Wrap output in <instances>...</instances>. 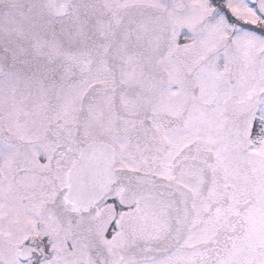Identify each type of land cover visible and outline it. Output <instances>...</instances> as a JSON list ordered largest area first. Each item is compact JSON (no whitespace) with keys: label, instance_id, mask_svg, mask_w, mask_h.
I'll use <instances>...</instances> for the list:
<instances>
[{"label":"snow or ice","instance_id":"1","mask_svg":"<svg viewBox=\"0 0 264 264\" xmlns=\"http://www.w3.org/2000/svg\"><path fill=\"white\" fill-rule=\"evenodd\" d=\"M0 264H264V0H0Z\"/></svg>","mask_w":264,"mask_h":264}]
</instances>
